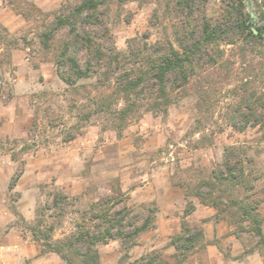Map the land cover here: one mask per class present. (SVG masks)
<instances>
[{
  "label": "rangeland",
  "instance_id": "1",
  "mask_svg": "<svg viewBox=\"0 0 264 264\" xmlns=\"http://www.w3.org/2000/svg\"><path fill=\"white\" fill-rule=\"evenodd\" d=\"M13 1L32 14L23 15L9 0H0V23L18 38L12 63L0 78V264H34L28 245L37 243L31 226L38 208H44L48 223H56L54 236L61 238L75 229L79 211L110 193H122L136 212L150 204L158 209L156 227L138 238L122 264L154 250L174 261L176 250L170 239L181 231L189 203L195 206L186 218L190 226L204 231L193 220L201 214L207 215L201 222L227 225L223 237L206 238L223 252L225 264H264V248L258 246L256 236L247 232L238 236L227 220L216 219L213 206L187 195L179 184H194L209 176L224 160L226 148L234 146L248 159L246 167L254 183L251 195L262 199L264 218V130L256 126L239 131L226 118L239 97L243 77L253 78L255 72L258 78L251 85L263 89L264 40L257 45L241 40L224 45L234 74L216 84L214 116L203 131L195 127L197 98L192 89L176 93L167 110H141L119 131L112 119L95 111L96 76L67 84L57 72L54 50L40 40L41 33L52 28L55 14L79 0ZM174 5L168 0H109L105 23L118 50L126 51L130 40L144 36L150 43L174 40L176 27L181 25ZM226 8L227 0H207L198 16L218 20ZM250 9L257 17L254 27L263 25L261 9L254 1ZM63 36L60 30L57 38ZM56 192L68 196L66 213L61 216L51 208ZM196 204L202 213L195 214ZM207 246L194 248L196 252L185 264H203ZM97 247L102 264H118L124 253L119 239ZM36 264L67 263L51 252Z\"/></svg>",
  "mask_w": 264,
  "mask_h": 264
},
{
  "label": "trees",
  "instance_id": "2",
  "mask_svg": "<svg viewBox=\"0 0 264 264\" xmlns=\"http://www.w3.org/2000/svg\"><path fill=\"white\" fill-rule=\"evenodd\" d=\"M9 1L21 14H32L13 0ZM168 1L175 2L181 25L176 27L174 40L167 42L150 43L148 36H144L145 39L130 40L126 51L118 50L105 23L104 8L109 0H79L63 7L55 14L52 28L40 35L42 45L54 50L57 72L67 84L96 76L99 85L93 98L95 111L112 119L119 131L143 109L167 110L174 102V95L187 89L196 95L195 127L203 131L214 116L216 84L234 74L224 45L238 40L245 45H257L264 40V23L254 27L257 17L250 14L254 1L264 21V0H227L226 11L218 20L198 16L207 0ZM24 2L40 10L36 4ZM60 30H64V36L59 39ZM17 45L18 38L0 23V78L12 63V51ZM260 69L264 75L263 63ZM252 74L253 78L243 77L237 92L239 97L226 114L228 124L239 131L256 126L264 130V79L263 89L253 88L251 83L258 75ZM246 162L248 159L234 146H228L224 160L213 167L209 176L200 177L194 184H179L186 188L187 195L213 206L216 219L227 220L238 236L241 232L252 234L258 238V246L264 248L262 199L251 195L254 183ZM17 177H13L11 186ZM52 198L51 208L58 210L59 216L64 215L68 196L56 192ZM194 208L189 203L182 217L181 231L170 239V245L176 250L174 261L154 250L130 264H185L189 255L196 252L192 251L194 248H206L210 242L203 229L190 226L186 219ZM157 211L150 204L136 212L122 193H110L79 211L75 229L64 237L55 238L56 223H48L44 208H38L31 230L34 240L41 245L42 254L57 253L67 264H102L98 244L119 239L124 253L118 264H122L130 256L131 248L138 244V238L156 227Z\"/></svg>",
  "mask_w": 264,
  "mask_h": 264
},
{
  "label": "crops",
  "instance_id": "3",
  "mask_svg": "<svg viewBox=\"0 0 264 264\" xmlns=\"http://www.w3.org/2000/svg\"><path fill=\"white\" fill-rule=\"evenodd\" d=\"M196 206H197V210L195 214L202 213L201 205L196 204ZM212 214L213 213H210L209 216ZM205 216L207 215L201 214L200 217H198L197 219H195L196 217H194L193 220L197 222L198 225L201 224V226H203L206 238L208 240H212L214 237H223L228 230V227L224 223V221L210 220L208 222H203V221L201 222V218ZM28 248L31 253L30 255L35 257V259L33 260L34 264L37 263V259L44 257L48 254V253L42 254L41 245L39 242L29 244ZM225 262L226 260L224 259L223 252L220 250V248H218L216 244H212V243L208 244L207 251L205 254V260L203 264H225Z\"/></svg>",
  "mask_w": 264,
  "mask_h": 264
},
{
  "label": "water",
  "instance_id": "4",
  "mask_svg": "<svg viewBox=\"0 0 264 264\" xmlns=\"http://www.w3.org/2000/svg\"><path fill=\"white\" fill-rule=\"evenodd\" d=\"M250 14L252 17H256V13L250 9ZM254 31L257 32V30L254 28Z\"/></svg>",
  "mask_w": 264,
  "mask_h": 264
}]
</instances>
